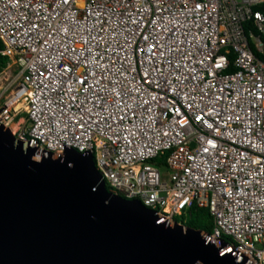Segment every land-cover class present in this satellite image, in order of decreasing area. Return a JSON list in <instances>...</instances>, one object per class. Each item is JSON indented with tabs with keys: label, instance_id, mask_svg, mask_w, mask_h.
Instances as JSON below:
<instances>
[{
	"label": "built area",
	"instance_id": "2783aa9c",
	"mask_svg": "<svg viewBox=\"0 0 264 264\" xmlns=\"http://www.w3.org/2000/svg\"><path fill=\"white\" fill-rule=\"evenodd\" d=\"M261 6L0 0V127L36 159L91 154L108 192L171 223L206 209V242L264 264Z\"/></svg>",
	"mask_w": 264,
	"mask_h": 264
},
{
	"label": "water",
	"instance_id": "95a60500",
	"mask_svg": "<svg viewBox=\"0 0 264 264\" xmlns=\"http://www.w3.org/2000/svg\"><path fill=\"white\" fill-rule=\"evenodd\" d=\"M33 153L0 130V264H239L108 192L91 154Z\"/></svg>",
	"mask_w": 264,
	"mask_h": 264
},
{
	"label": "rangeland",
	"instance_id": "374dc122",
	"mask_svg": "<svg viewBox=\"0 0 264 264\" xmlns=\"http://www.w3.org/2000/svg\"><path fill=\"white\" fill-rule=\"evenodd\" d=\"M1 47V46H0ZM20 124L23 123V122H19ZM25 127L27 128L28 127V124L25 122ZM155 165L158 166V163L157 161L153 162ZM160 173L165 177L166 180H169V172L167 171V169L165 168H160L159 169ZM107 188V187H106ZM195 209V208H193ZM185 210L182 212V214L180 216H175L173 217V221L175 223H178L179 225H181L182 227L184 228H188V229H191V224L193 222H195L197 219H199V217H201V212L202 210H197L195 209L194 210ZM203 211H206V210H203ZM201 220V219H200ZM199 220V221H200ZM203 220V219H202ZM193 230V229H192ZM199 231V230H198Z\"/></svg>",
	"mask_w": 264,
	"mask_h": 264
},
{
	"label": "trees",
	"instance_id": "16d2710c",
	"mask_svg": "<svg viewBox=\"0 0 264 264\" xmlns=\"http://www.w3.org/2000/svg\"><path fill=\"white\" fill-rule=\"evenodd\" d=\"M259 9L261 11H263V13H264V6L263 7L262 6L259 7ZM6 61L7 60L5 58H0V66L3 67L5 65ZM195 209H193V210L195 211ZM197 210H202V211H200L201 212V215H200L201 217H199V219H197L195 222H193L191 224V226H190L191 229L196 230V231L199 230L202 233L210 234L211 233V229H212V218L209 215V212L206 209H197ZM203 210H206V211H203Z\"/></svg>",
	"mask_w": 264,
	"mask_h": 264
},
{
	"label": "bare ground",
	"instance_id": "6f19581e",
	"mask_svg": "<svg viewBox=\"0 0 264 264\" xmlns=\"http://www.w3.org/2000/svg\"><path fill=\"white\" fill-rule=\"evenodd\" d=\"M17 128H18V124H13V125H10L8 127H4V126L3 127H0V130L5 135L11 137L14 140V143H18V140H16L15 138H13V133L17 130ZM22 145H24L23 142H22ZM156 216L160 220L161 223H163L165 225H168V226L172 225V223L170 222V220L168 218L160 217L158 215H156Z\"/></svg>",
	"mask_w": 264,
	"mask_h": 264
}]
</instances>
